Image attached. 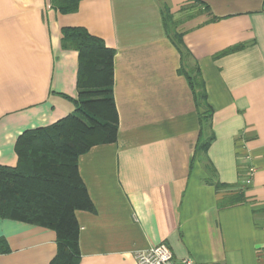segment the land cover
I'll use <instances>...</instances> for the list:
<instances>
[{
	"label": "crops",
	"instance_id": "obj_1",
	"mask_svg": "<svg viewBox=\"0 0 264 264\" xmlns=\"http://www.w3.org/2000/svg\"><path fill=\"white\" fill-rule=\"evenodd\" d=\"M65 27L115 50L117 140L77 157L92 204L75 211L79 264H138L162 243L175 260L264 264V0H81L72 13L0 0L2 166L17 165L20 135L76 110L79 53L62 48ZM189 68L206 84V123ZM58 248L53 227L0 218V264H51Z\"/></svg>",
	"mask_w": 264,
	"mask_h": 264
},
{
	"label": "trees",
	"instance_id": "obj_2",
	"mask_svg": "<svg viewBox=\"0 0 264 264\" xmlns=\"http://www.w3.org/2000/svg\"><path fill=\"white\" fill-rule=\"evenodd\" d=\"M81 0H51L61 13L78 10ZM166 23L173 21L165 14ZM178 23V21H176ZM179 22H181L179 20ZM169 28V27H168ZM61 40L64 50L79 53L76 110L62 120L19 136L17 165H0V218L23 220L53 227L58 254L51 264H79L80 225L75 211L92 209L91 201L77 171V157L92 146L115 142L118 113L114 100L115 50L84 27H65ZM184 52L180 34L175 37ZM240 49L229 48L221 54ZM195 91L198 107L205 111L204 122L213 115L205 81L198 69L185 70ZM209 145L204 142L201 149ZM243 201L238 195L226 204Z\"/></svg>",
	"mask_w": 264,
	"mask_h": 264
},
{
	"label": "built area",
	"instance_id": "obj_3",
	"mask_svg": "<svg viewBox=\"0 0 264 264\" xmlns=\"http://www.w3.org/2000/svg\"><path fill=\"white\" fill-rule=\"evenodd\" d=\"M247 183H251V179H247ZM136 259L138 264H198L191 258L175 260L172 250L164 243L138 251Z\"/></svg>",
	"mask_w": 264,
	"mask_h": 264
},
{
	"label": "rangeland",
	"instance_id": "obj_4",
	"mask_svg": "<svg viewBox=\"0 0 264 264\" xmlns=\"http://www.w3.org/2000/svg\"><path fill=\"white\" fill-rule=\"evenodd\" d=\"M177 19H178V22H179V19H181V18H176L175 20H177ZM175 20H173V21H175ZM173 21H172V22H173ZM172 22H171V23H172ZM175 23H177V22H175ZM174 35L177 36L178 34H177V33H174Z\"/></svg>",
	"mask_w": 264,
	"mask_h": 264
}]
</instances>
